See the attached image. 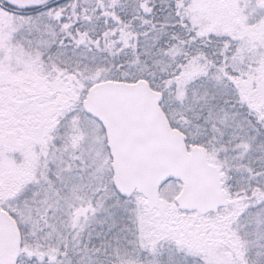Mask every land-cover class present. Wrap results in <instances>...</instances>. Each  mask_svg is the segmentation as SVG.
<instances>
[{"label":"snow or ice","instance_id":"obj_1","mask_svg":"<svg viewBox=\"0 0 264 264\" xmlns=\"http://www.w3.org/2000/svg\"><path fill=\"white\" fill-rule=\"evenodd\" d=\"M0 264H264V0H0Z\"/></svg>","mask_w":264,"mask_h":264}]
</instances>
